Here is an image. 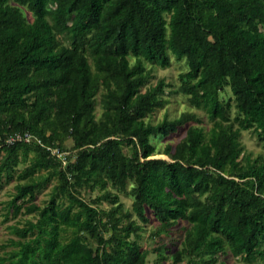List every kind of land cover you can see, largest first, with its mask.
Returning a JSON list of instances; mask_svg holds the SVG:
<instances>
[{
  "label": "trees",
  "instance_id": "obj_1",
  "mask_svg": "<svg viewBox=\"0 0 264 264\" xmlns=\"http://www.w3.org/2000/svg\"><path fill=\"white\" fill-rule=\"evenodd\" d=\"M9 1L0 0V178H14L28 162L16 176L27 182L16 186L15 214L21 200H34L54 179L78 211L63 208L57 194L44 208L26 206L39 218L10 227L17 239L0 264H147L148 253L131 240L140 238L141 225L121 226L120 205L101 211L73 192L106 181L121 190L134 183L132 212L142 224L152 213L158 235L181 220L191 225L187 264H216L227 249L248 263L264 258V163L239 161L241 131L254 129L264 141V0H14L32 22ZM63 34L70 46L55 40ZM169 53L188 59L180 91L213 123L208 133L191 127L175 148L167 146L171 160L154 157L151 138L196 118L146 124V115L164 104L157 97L164 84L141 92L151 77L144 63L169 67ZM226 86L238 129L230 123L232 106L221 99ZM102 87L106 112L97 121ZM26 133L31 143H8ZM68 139L74 146L63 159L52 150L68 152ZM65 229L74 230L67 242ZM109 230L107 239L101 232ZM85 233L97 239L96 250ZM183 260L178 254L175 264Z\"/></svg>",
  "mask_w": 264,
  "mask_h": 264
},
{
  "label": "rangeland",
  "instance_id": "obj_2",
  "mask_svg": "<svg viewBox=\"0 0 264 264\" xmlns=\"http://www.w3.org/2000/svg\"><path fill=\"white\" fill-rule=\"evenodd\" d=\"M9 5L20 7L23 15L32 22L34 19L33 14L28 10L27 7L20 6L14 0L8 2ZM264 31V28H261ZM55 40L59 41L63 46H70L71 41L67 34L55 36ZM170 55V66L169 67H159L152 63H144L145 69L150 71L151 77L149 81L141 88V92L145 93L148 90L155 89L161 83L164 84L163 92L157 94L164 104L157 107L155 111L151 114L146 115L144 121L146 124L157 125L160 123H166L168 121L176 120L182 115H192L196 118V121L190 122L188 125L180 128L178 132L171 133L168 136H158L152 137L151 143L155 146V158H164L171 160L170 156L165 155V149L167 146L171 145L175 148L186 136L189 128L200 127L208 133L212 128L213 123L210 121L206 113L201 108H196L190 103V97L183 94L180 91L181 81L180 75H183L189 71L188 59H177L174 55ZM89 61L92 66V70L95 71V66L92 62L91 57ZM131 64L135 63V58H130ZM105 93L102 87L99 94L96 96L95 100V111L94 116L97 121L104 118L106 108L103 103V94ZM221 99L230 103L232 106L230 114V123L233 125L234 129L239 128V124L236 122L235 118L238 115V111L235 107L236 100L229 86H226L225 90L221 93ZM9 115H2V119L8 120ZM50 134V133H49ZM239 141L243 147V152L239 158L241 165H256L264 163V141L259 137V132L254 129L248 131H241V136ZM74 143L71 139L65 142V147L68 152L65 155H69L72 150ZM124 150L126 154H130V146L125 145ZM33 154L30 155V158ZM2 156H0L1 162ZM27 163H21L14 175L15 177L9 179L4 173L0 178V256L7 254L12 249L7 244L10 239H17L15 235L10 232V227L13 225L23 226L27 221H37V213L28 214L25 212V207L30 204H37L38 206L44 208L48 205L53 196L58 195V202L63 208H71L72 212L78 211L77 206H71V202L68 195H63L58 188V180L54 179L49 184H47L42 189L38 190L36 193V198L31 200L26 198L19 202L23 205V208L19 214L14 213V208L10 206V202L13 195L16 194V186L18 184H26V180H18L16 176L20 173L26 166ZM66 168V165H64ZM94 183L85 184L83 187L73 188V192L83 199L90 206L97 208L101 211L110 212L115 209L116 206L120 205V212L117 217L123 218L120 222L121 226L128 225L132 221H136L139 225L143 227L142 231L139 233L140 238L136 239L133 235L131 237L132 241H137L142 249L148 253L147 264H175L178 254L184 257V260L178 264H187L189 258L187 250L184 246L186 230L191 227L187 221H179L171 230L157 234L160 227V223L154 217L152 213L149 214L150 222L147 224H142L137 219V217L132 212V202L134 200V183L128 181L124 189H119L114 182L106 181L104 185H97L92 188ZM108 219V218H107ZM105 238L111 236L112 230L109 232H101ZM74 235L73 229H65L62 232L61 240L63 242L69 241ZM87 244L96 250L99 247L97 239L91 237L90 234H83ZM206 259V257H205ZM216 264H264V258H258L253 263H248L241 257H236L230 253L227 249L225 252L218 254V262Z\"/></svg>",
  "mask_w": 264,
  "mask_h": 264
},
{
  "label": "built area",
  "instance_id": "obj_3",
  "mask_svg": "<svg viewBox=\"0 0 264 264\" xmlns=\"http://www.w3.org/2000/svg\"><path fill=\"white\" fill-rule=\"evenodd\" d=\"M33 140H34L33 135H31L30 133H26L25 135H22V134L21 135H16L14 138H12L11 140H9L8 143H14V142H20V141H25L27 143H31ZM52 152L54 154H57L58 157H60V158H63V157L66 156V155L64 156L65 153H62V152H60L57 149L56 150H52Z\"/></svg>",
  "mask_w": 264,
  "mask_h": 264
}]
</instances>
